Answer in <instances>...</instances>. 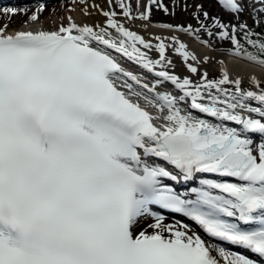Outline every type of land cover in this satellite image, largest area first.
<instances>
[{
  "label": "snow or ice",
  "instance_id": "snow-or-ice-1",
  "mask_svg": "<svg viewBox=\"0 0 264 264\" xmlns=\"http://www.w3.org/2000/svg\"><path fill=\"white\" fill-rule=\"evenodd\" d=\"M220 3L232 13L244 11L241 0ZM152 5L168 12L160 0H150L137 17L131 3L119 0L130 20L150 21ZM102 14L107 27L69 17L67 25L51 30L12 35L0 29V264H219L214 245L188 224L165 223L154 206L264 257V143L254 149L251 138L264 135L260 81L253 77L259 88L254 91L226 71L219 80H208L205 72L201 84L182 79L166 70L172 64L168 50L192 73L198 69L188 62L200 61L179 36H155L153 45L116 19L115 11ZM212 19L219 38L234 45V55L264 66V37L254 39L247 23L230 29ZM200 23L196 29L159 27L197 40L202 30L212 37ZM109 28L121 39L111 38ZM241 31L255 54L241 43ZM153 48L159 59L142 50ZM108 49L170 81L183 95L144 83L161 103L145 97L147 102L162 114L167 110L153 116L132 99L142 93L131 84L125 81L128 92L121 90L122 77L138 85L141 79ZM230 83L235 91L222 87ZM186 97L192 109L218 122L179 107ZM160 119L164 123L154 122ZM197 179V186L184 191L168 183ZM149 217L154 222L143 227ZM216 250L225 255L223 248ZM229 255L228 264H258L243 254Z\"/></svg>",
  "mask_w": 264,
  "mask_h": 264
},
{
  "label": "bare ground",
  "instance_id": "bare-ground-1",
  "mask_svg": "<svg viewBox=\"0 0 264 264\" xmlns=\"http://www.w3.org/2000/svg\"><path fill=\"white\" fill-rule=\"evenodd\" d=\"M200 1H202L203 7L198 6ZM149 2L150 0H148L146 3H148L149 5ZM162 3L165 5V7L168 8V12H165L163 10V7H157L156 5H152L150 21H143L138 18L134 20L128 19L127 17L123 15V12H122L123 9L122 8L121 10L118 9V3L112 0H52L50 2H44V3L32 2L30 4H25V5H15L12 7H4L3 13L6 14V12H8V14H11L12 20H21L22 17L25 18L28 14L34 11L37 14V16L41 18L38 23L39 27H41L44 30H51V29H55L62 23L64 25H67L69 23V19H68L69 17H71L72 20H74L76 23L81 24V25L88 24L89 26L100 25L101 27H107L108 18L104 17L102 13L104 11H107V12L115 11L117 13L116 19H118L121 23L125 25V27L129 28L131 31H134L137 34L142 35L146 41H147V36H145L146 32H150L158 36L162 34V35H166L167 37L173 36V33H174L180 37L179 32H172L167 29H163L159 27V25H161L162 23L165 24L166 21L170 23L169 22L171 21L170 19L174 21H179V23L184 26L191 25L193 29L200 28L201 27L200 22L202 21L205 25L208 26V28H210L214 32V35L212 37H209L207 35V32L202 30L200 33H198L200 37L199 45L198 44L196 45L195 42L192 41V38L185 39L187 40L188 44L193 45L194 47H199L200 54L201 52H203L204 54L207 53L206 47L203 46L202 43L200 42L201 40H208L212 42L213 47L215 49L218 48V49L226 50L228 52L227 53L228 56L226 57L225 63H223L224 65L223 64L222 65L227 69V73L233 79L239 78V77L240 78L241 77L242 78H249V77L253 78L254 77L255 79L264 80V67L256 63H252L249 60H246L240 56L234 55L233 54L234 52H232V49H228V46L226 44L227 40H221L219 38V31L221 30L212 27L214 23L212 18H215V19H219L220 21L222 20L230 28L231 19H230V14L227 11L215 12L214 5H211L210 0H162ZM142 4L143 2H141V0H131L132 13L134 16L138 17L139 13L143 12L142 8L143 6H145V3L143 4V6ZM183 4H185V8H183L182 6ZM179 7L181 8V10H178ZM205 8H208V11ZM205 11L209 13L208 19H205V17L203 16V12ZM8 14H6V16ZM178 14L180 16H177ZM2 17H3V20L5 21L4 18L6 17L5 16H2ZM30 21L31 20L26 21V24H24V26H27V24H29ZM32 24L33 22L31 23V25ZM21 27L23 26H19L18 28H21ZM3 29L5 30L7 34H10L12 31V29H5V28ZM26 29H28V27H26ZM108 30L111 31L114 29L109 28ZM154 78L148 79L146 83L148 82L151 85H161L165 87L164 85L165 82H161L160 84H157L156 82L157 80H159V78H155V79ZM193 78H196V77H193ZM173 92L176 93V91H173ZM158 113L160 114L161 117L164 115L161 112H158ZM156 123L159 124L158 120L156 121ZM164 222L167 224H173V225L178 223L171 219H165ZM192 229L195 232H197L199 235H201L193 227ZM149 231H151V229H149ZM201 237L209 244L214 245L213 243L205 239L203 235H201ZM216 249H218L217 246H215L213 254L218 259L219 264H228L227 258L229 257L230 253L225 251V255H221L219 251Z\"/></svg>",
  "mask_w": 264,
  "mask_h": 264
},
{
  "label": "rangeland",
  "instance_id": "rangeland-1",
  "mask_svg": "<svg viewBox=\"0 0 264 264\" xmlns=\"http://www.w3.org/2000/svg\"><path fill=\"white\" fill-rule=\"evenodd\" d=\"M215 1V0H214ZM114 2L118 3L119 4V0H114ZM126 3H130V0H125ZM213 4L215 5V3L213 2ZM183 8H185V4L182 5ZM264 8V6H263ZM121 10V8H120ZM178 10H181V8L179 7ZM121 12V11H120ZM232 17H231V22H230V25L231 26H235L238 28L240 24H243V23H247L248 25V28L250 29V26L257 20V19H261L263 18L264 16V13L260 12L259 10H256L254 12H251L249 10H245L240 13V18L238 20V17L237 15L238 14H235V13H232ZM6 14H8V12H6ZM172 20V19H170ZM167 22V21H166ZM179 22V21H178ZM222 23H224L222 20H221ZM168 23V22H167ZM164 24V23H162ZM166 24V23H165ZM226 24V23H224ZM239 24V25H238ZM179 25H181L179 23ZM3 26V24H2ZM231 29V28H230ZM241 33H243L242 31L238 33V35H240ZM147 37H149L151 39V41L153 42L154 40V37L151 38L152 35L154 34H151V33H146ZM160 36H164V37H167L166 35H160ZM184 36H190L188 38H192V41L195 42V44L199 45V40H197L196 38H193L192 35H189L187 33L184 34ZM154 44L156 43V40H154L153 42ZM153 44V45H154ZM187 44V43H186ZM203 46L206 47V45L202 44ZM209 45V44H208ZM230 45V41L228 40V46ZM232 43H231V47H232ZM142 47V46H141ZM207 48L209 49V52L208 54L206 55V57L208 58L207 61H205L204 58H201L199 56H197L199 58V63L197 62H194V61H189L188 63H192L193 66L197 67V69H199L196 73H192L189 68L187 67V64H185L183 58L178 55L174 50H172L171 48L168 50L167 52V55L170 57H172L173 55V59H171L172 61V64L171 65H167L166 67V70L169 71L170 73L172 74H175V75H178L180 76L182 79L183 78H189L193 81L194 84H201L203 83V74L206 72L208 75H207V79L208 80H219L223 77V74L224 72L222 71V67H223V59H224V55H226L228 52L226 50H223V49H220L218 50V48H216L218 50V54L217 55V52L212 49L214 47H212L211 45L207 46ZM225 48V47H224ZM227 49V48H226ZM230 49V48H228ZM227 49V50H228ZM143 51H147L148 52V56L149 55H156L158 52L156 51L155 48L151 49V50H145V49H142ZM153 50V51H152ZM189 51H192L194 52L196 55L198 54V50H196L195 48H191L189 47L188 49ZM221 50L227 52L226 54L224 53V55H220L221 53ZM233 50V49H232ZM155 51V52H154ZM157 52V53H156ZM213 52V53H212ZM176 53V54H175ZM178 56V57H177ZM228 56V54L226 55ZM152 58V56H149ZM155 58H159V54H157V56ZM182 59V60H180ZM202 59V60H201ZM176 60V61H175ZM184 63V64H183ZM160 67V66H159ZM187 67V68H186ZM181 68V69H180ZM187 70H186V69ZM180 70V71H179ZM182 73V74H181ZM187 74V75H185ZM184 75V76H183ZM229 75V74H228ZM193 77H196V78H193ZM229 78L231 80H235V79H241V80H246V79H253V78H235L233 79L232 77H230L229 75ZM257 80V79H256ZM260 80V85H259V88H264V80L262 81L261 79ZM196 81V82H195ZM233 87H235L234 84H229ZM241 87L245 90H254V91H259V88L257 87V85L251 81H242V84H241Z\"/></svg>",
  "mask_w": 264,
  "mask_h": 264
}]
</instances>
